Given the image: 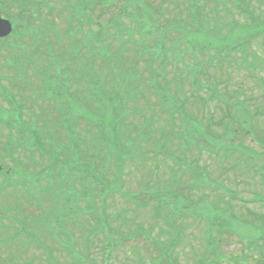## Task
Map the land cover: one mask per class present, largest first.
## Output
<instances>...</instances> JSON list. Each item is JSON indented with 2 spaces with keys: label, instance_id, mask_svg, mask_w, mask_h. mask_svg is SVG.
Listing matches in <instances>:
<instances>
[{
  "label": "rangeland",
  "instance_id": "1",
  "mask_svg": "<svg viewBox=\"0 0 264 264\" xmlns=\"http://www.w3.org/2000/svg\"><path fill=\"white\" fill-rule=\"evenodd\" d=\"M149 1L160 6V0ZM175 1L163 2L164 17L170 16V13L175 14L180 23L179 27H175L177 30L185 29L186 14L187 18L191 19L195 30L191 40L197 45L204 46V49L209 48L199 53L193 50V53H197L193 54V60L196 61L197 58L206 63L203 65V70L207 76H203L210 82L203 76L200 78L215 86L217 93L213 94V90L207 89L200 92L203 83L192 77L188 82L189 95L186 94L188 100L184 107L185 112L182 106L178 105L175 96L156 95L155 106L161 112H166L168 118L156 124V119L153 121L150 119L152 114L145 115V129L140 125L139 132L135 131V135L127 132L125 136L127 138L138 136L146 141L147 136L157 137L160 139L158 144L132 145L130 140L122 138L119 141L118 138L112 137L111 131L107 133L105 141L111 144L107 146L110 152L111 149L122 151L128 147L129 154L117 159V155L112 153L110 162L100 160L96 162L100 175L110 181L106 182V186L99 187L100 191L103 190L105 193L122 190L123 192L122 197L117 195L109 201L106 199V208L103 210L96 207L88 210L79 208L74 199L77 200L80 195H87L84 190H80V183L75 186V183L68 178L61 182L60 179L51 176L52 169H80L74 157L68 163L59 160L62 146L53 145L46 139L44 159L38 154L32 157L26 156V153L22 155L21 162L31 167L22 171L17 169V173L14 174L18 180L29 183L25 186L22 203L18 209H12L10 204H0V242H2L0 256L9 264H170L175 257L179 264H195L193 257L201 252L204 253L205 247H202L206 246L208 241V235L203 233L206 228L204 222L212 218L215 213L208 209V201H211V204L217 207V211L223 214L219 217V220H222V239L219 242L222 258L229 259L233 264H264V245L259 246L253 238L261 229L264 230V208L258 206L264 203V176L263 179L261 178L264 169V148L253 141L251 135L255 136L254 133L245 136L243 143L240 141V136H234L231 131L235 128L239 129V123L234 125L232 121L241 115L246 119L244 124L246 131L254 132L257 128L259 131L256 135L264 137V96L261 94L260 81L253 78L258 76L260 79L258 70L261 68L253 69L243 65L245 61L251 60L254 66L264 64V5L251 0L253 14L257 17L253 19L252 12L248 11L251 10L249 0L243 2L233 0L234 4L240 7L239 11L231 6V1L226 0ZM123 4L124 0H120L119 6ZM225 6L230 8L232 14L223 11ZM156 23L163 25L166 21L159 16ZM188 28L190 30L191 26ZM258 32L263 36L244 43L243 52L241 44ZM158 40H161V35H158ZM111 45L115 49L118 43ZM225 46L233 47L238 52L226 53ZM183 48L187 50L186 45ZM10 51L11 45L5 49L0 48L2 68L0 75L4 89H9L12 85L8 79L9 73L13 74V69H5L11 63L7 61ZM245 53H250L252 56H246ZM28 54L31 52L29 51ZM85 54L88 55L86 52ZM186 56L188 54L181 58L185 63L189 62ZM87 57L82 59L78 69L74 62L66 57L60 58L62 69H58L57 65L47 58L30 61V87L25 88L22 95L9 96L11 104L16 109L26 106L31 114L52 120L55 113L60 112L67 92L81 87L87 89L93 87L92 67L91 62L85 60ZM210 62L215 63V68ZM70 67L77 71L70 72ZM54 69L58 71L55 81L49 78V72ZM261 70V77L264 78V66ZM76 75L81 76L82 80L71 81L70 79ZM102 75L101 70L95 72V79ZM172 86L169 84V87ZM200 95L210 100L207 101L208 104L203 105ZM209 95L214 96L207 97ZM45 98H51V102ZM222 98L227 104L223 103ZM127 100L131 104L128 103L127 111L130 117L126 120L134 121L132 115H142L145 107L139 106L134 97H127ZM230 104H238L242 108L234 105L231 108ZM7 105L0 97V108H7ZM70 105L79 109V105L74 101ZM226 106L227 109L223 108ZM52 107L55 112L49 111ZM146 107L152 110L149 105ZM210 113H214L215 121L223 120V127H220V124L212 126L211 130L207 127L206 118ZM174 114L176 119L172 118ZM25 115L28 116L26 113ZM117 115L121 114L118 112ZM92 120L98 123L100 117H94ZM49 122L43 130L44 134L53 127L54 121ZM42 124L43 119L35 117L29 119L26 123L28 134L40 131ZM227 124L228 129L224 133ZM75 131L85 138L88 144L85 141L83 144H87L92 150L91 132L80 129ZM61 133L63 132L58 131L56 135ZM222 133H224L222 139H213V135L219 136L223 135ZM6 140L12 146H16L19 142L17 137ZM33 140L30 139L26 146L28 151L36 145ZM172 141L175 144H170ZM4 142L5 140L0 138V143ZM207 144L213 145L214 152L207 150ZM244 144L252 147L256 153ZM83 151L68 148V152L73 155H79ZM2 153L0 144V155ZM225 155H227L226 161ZM252 161H255L254 168L251 167ZM49 163L52 167L48 166ZM3 164L10 166L12 163L9 158H5ZM41 165L44 166V172L38 175L36 169ZM194 169L200 171L203 184H211L210 186L215 188L214 191H209L208 186L202 187V191L209 192V196L204 198V202L197 204L195 200H199L198 197L196 199L195 191H180L184 186L193 187ZM127 171L130 176L122 180V176ZM96 181L102 185L100 180ZM223 188H230L238 194L235 197L241 202L231 201L228 197L227 200L226 195L221 193ZM57 197L61 200L57 201ZM62 198L69 200L63 202ZM80 205L85 206L83 203ZM194 209H199L204 214L199 219V223H193V218L190 217ZM3 212H8L9 216L4 217ZM155 213L158 217L154 216ZM176 213L187 214L189 217L187 221L182 222L180 216L177 221L180 226L182 223L184 226L180 229L181 243H176L175 247L171 239L175 238L174 226L178 225L174 221ZM92 218L98 225H93ZM169 226H172L170 230ZM211 233V236L217 237L215 231ZM91 236H94L93 240L88 241ZM251 237L252 245L248 240ZM101 240L104 241L102 261L97 253ZM123 240L135 241L123 243ZM238 240L243 241L237 243ZM28 242L34 243L39 251ZM151 245L156 248L157 256ZM247 245L250 248L245 259L235 257L242 256ZM222 264L228 263L224 261Z\"/></svg>",
  "mask_w": 264,
  "mask_h": 264
},
{
  "label": "trees",
  "instance_id": "2",
  "mask_svg": "<svg viewBox=\"0 0 264 264\" xmlns=\"http://www.w3.org/2000/svg\"><path fill=\"white\" fill-rule=\"evenodd\" d=\"M131 16H132L131 14L126 13V10H122V12L118 13V15L114 17V19L112 20V22H109V24L115 30H122V31H124L123 34L121 32H116V34L112 38L115 39V40H119V39H121L122 35H125L127 38H129V39L131 38L132 40H134V37H137V35H140V38L139 39L143 41V42H140V43L145 44L146 38L142 34V32L140 30H138L135 27V25L132 23V22H134L133 19H132V21L129 22V23H131L130 27H125L124 28V27H122L123 25H119V23L121 22L120 20H122L125 23L126 22V19L125 18H127V17L128 18L129 17L131 18ZM111 30H113V29H111ZM193 33L194 32H191L189 35H187V38L192 37V34ZM148 39H150V38H148ZM150 40L153 42V44L150 45V46H145L146 51H148V50H158V48H157L158 45L157 44L164 45V42H156L155 40H152V39H150ZM193 42H194V40L191 41V44H193ZM106 55H107V57L109 59H111V60L106 61V63L108 65V67H109V70L112 71V74H113L112 81L115 83V86L118 85L120 87H123V89L126 90V91H128V92H132V91L135 90V88H138L137 72H136V69H135L136 62L135 61H132V63H129V65L126 66L124 62H120V61L116 60L112 54L111 55L106 54ZM110 62L112 64H110ZM261 82L263 83L261 88L264 89V80L261 79ZM115 86H113V87H115ZM204 86H206V85L203 84V86L201 88H203ZM208 88L210 90H213L212 91L213 94H216L217 93V91L215 90V86L209 85ZM212 96H214V95H211V96L209 95V97H212ZM200 101H202L203 105L206 104V100H200ZM223 101L225 102L226 100L223 99ZM232 122H235V121H232ZM227 129H228V127L226 128V131H227ZM231 131H232L233 134H235L238 131L239 132L241 131V133H240L241 135L244 134L243 133V129L240 128V127H239V129H236L235 128V129H232ZM23 132L26 133V131L24 129H23ZM106 136H107L106 134H103V135H101L100 138L106 139ZM27 137L25 139H27ZM39 137H40V132L39 131H36L35 134L33 135V138H34L33 142H34V144H36L35 145L36 149H33V150H36L38 152H41L42 154L44 153L43 155L45 156V152L42 150L41 146L38 143V142H41L40 141L41 138L39 139ZM221 137L223 138V136H221ZM31 139H32V135H31ZM45 140H46L45 139V135L42 134V141H45ZM81 144H82V141L81 140L80 141H77V140H69L68 143H67V145H66L67 147L65 148V150L67 151L68 148H71V149L74 148L77 151V149H79V147L81 146ZM170 144H173V143L170 142ZM56 146H59V143ZM62 150L63 149L61 148V152L59 154H62L63 151H65V150H63V151ZM69 154H70V158L69 159H66V157L60 159V157H59V160H61L62 162L68 163V162H70V161L73 160L72 157H74L75 159H77L81 155V153L79 155H73L71 153H69ZM16 165L17 166H14L11 169V171H13V174L17 173V169H19V171H22V170L28 168V167H23L24 165L20 161H17ZM38 174H40V173H38ZM6 178H8V177H6ZM9 178H11V177H9ZM11 184H12V182L9 183L8 185L6 183L4 185L3 182H0V195H1L2 192L3 193H5L6 191L8 192L9 191V188L11 187ZM101 184L102 185H106V182H104V183L102 182Z\"/></svg>",
  "mask_w": 264,
  "mask_h": 264
},
{
  "label": "flooded vegetation",
  "instance_id": "3",
  "mask_svg": "<svg viewBox=\"0 0 264 264\" xmlns=\"http://www.w3.org/2000/svg\"><path fill=\"white\" fill-rule=\"evenodd\" d=\"M48 0H42L40 3L38 0H34L35 3H30L27 11L30 14H36L37 10L40 9L41 11H46L48 7Z\"/></svg>",
  "mask_w": 264,
  "mask_h": 264
},
{
  "label": "water",
  "instance_id": "4",
  "mask_svg": "<svg viewBox=\"0 0 264 264\" xmlns=\"http://www.w3.org/2000/svg\"><path fill=\"white\" fill-rule=\"evenodd\" d=\"M11 31V26L7 21L0 19V37L6 36Z\"/></svg>",
  "mask_w": 264,
  "mask_h": 264
}]
</instances>
